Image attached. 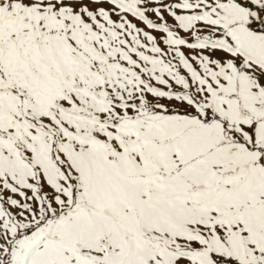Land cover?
I'll return each mask as SVG.
<instances>
[{
    "label": "rangeland",
    "instance_id": "1",
    "mask_svg": "<svg viewBox=\"0 0 264 264\" xmlns=\"http://www.w3.org/2000/svg\"><path fill=\"white\" fill-rule=\"evenodd\" d=\"M226 8L0 0V264H264V93L228 97Z\"/></svg>",
    "mask_w": 264,
    "mask_h": 264
},
{
    "label": "crops",
    "instance_id": "2",
    "mask_svg": "<svg viewBox=\"0 0 264 264\" xmlns=\"http://www.w3.org/2000/svg\"><path fill=\"white\" fill-rule=\"evenodd\" d=\"M154 1L158 0H152V2ZM217 1L227 7L224 27H220L218 23L212 31V35L219 37L217 40L221 41L216 42L217 48L224 50V54L221 53L220 56L224 57L226 63L228 77L226 82L229 85L226 91L229 94L228 97L235 100L259 99L264 93V14H261V10L264 8V0ZM259 19H261V26L256 27L254 22ZM145 24L151 28L152 33H168L182 40L180 47L185 52L198 50L199 53H194L188 57L193 56L194 61L197 58L200 59L201 33L199 30L198 32L187 33L177 19L166 18L164 14L158 13L152 18H147ZM193 28L192 30H194ZM191 37H198L197 44L185 43H188V39ZM242 115L243 123L252 124L251 120H245L246 114ZM261 115V112L255 111L249 113L248 116L254 119L256 116L261 117ZM239 120L237 119V121Z\"/></svg>",
    "mask_w": 264,
    "mask_h": 264
}]
</instances>
